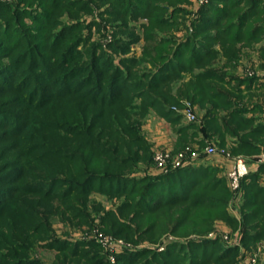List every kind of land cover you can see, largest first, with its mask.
I'll return each mask as SVG.
<instances>
[{
  "label": "trees",
  "instance_id": "obj_1",
  "mask_svg": "<svg viewBox=\"0 0 264 264\" xmlns=\"http://www.w3.org/2000/svg\"><path fill=\"white\" fill-rule=\"evenodd\" d=\"M18 1L24 6L0 0V17L12 14L0 18V220L8 223L5 231H26L0 235V264H39L27 257L50 230L51 214L42 205L54 199L62 202L55 211L64 221L91 225L95 212L110 236L155 243L167 233L206 234L216 219L235 227L237 219L227 207L231 198H241L240 244L264 239V164L250 167L235 196L226 174L201 164L213 156L192 158L187 152L179 165L174 162L186 148L202 147L206 140L224 147L227 136L233 139L232 152L264 151V114L255 123L247 115L259 105L242 100L264 88V76L234 73L246 69L239 66L243 47L261 37L263 24L254 21L264 17V0H209L184 38L177 36L182 25L177 6L189 0ZM93 3L106 4L101 14L120 21L111 19L116 35L127 33L109 44L112 52L97 42L87 48L90 35L81 32L79 19L50 30L60 23L57 14L91 13ZM170 5L175 6L171 11ZM25 14L31 25L13 22ZM139 17L148 22L137 35L127 19ZM140 39L142 52L133 54L131 45ZM177 81L181 89L173 92ZM181 95L203 114L174 128L173 149L158 167L141 125L153 111L175 126L183 115L174 110L183 106ZM198 131L205 138H197ZM92 193L115 200V207L91 202ZM211 239H178L163 251H126L116 254L115 263L236 261L238 242ZM45 243L70 264H108L100 242L50 238ZM85 244L95 249L94 256Z\"/></svg>",
  "mask_w": 264,
  "mask_h": 264
},
{
  "label": "rangeland",
  "instance_id": "obj_2",
  "mask_svg": "<svg viewBox=\"0 0 264 264\" xmlns=\"http://www.w3.org/2000/svg\"><path fill=\"white\" fill-rule=\"evenodd\" d=\"M7 1L8 3H11L13 6H24V4L20 3L18 0H3ZM209 0H189L186 3H182L178 5V9L182 10H177L178 15V20L182 22L181 25V31L179 30L177 32L178 38H184L185 34L189 30H191L192 26L190 24V21L192 19H195L196 16L199 15V9L201 6H203L205 3H207ZM36 4V3H35ZM36 6V5H33ZM108 8L107 5H101L99 3H93L92 7V12L87 13V12H81L80 14H67L65 11L63 14H57V17H59L60 23L54 27H50V30H54L57 28H62L64 23H70L73 21V19H79L80 22L83 23V28L81 29V32L84 35H90V39L87 43V48L91 47L92 43H99L101 44L102 48H104L107 52H112L111 47L109 44L114 41L115 38H118L117 36H126L125 33H119V35H116L115 31L111 27V15L109 14H101L104 9ZM175 6L170 5L169 10L171 11L174 9ZM12 14H2L1 19H5V16H9ZM183 15V17H182ZM180 16V17H179ZM183 18V19H182ZM0 19V20H1ZM95 20V23H92ZM115 21H118L117 19H113ZM13 22L18 24V25H31L32 21L28 17V15H22L21 18L19 19H13ZM120 22V21H118ZM148 20L145 17H139L136 19L129 18L127 19L128 23V28L134 27L135 32L137 35H139V31L142 28L143 23H147ZM256 24H263V30L261 33V37L258 41L254 42L251 46L252 47H243L242 54H241V59L239 61V66L246 67V69L242 70L239 68L236 72L237 75L243 77L245 73H248L249 75H259V76H264V55H262V50H264V17L254 21ZM187 24V25H186ZM185 26V27H184ZM185 29H184V28ZM188 27V28H186ZM25 29V28H24ZM58 29V30H59ZM31 30V29H28ZM56 31V30H54ZM142 36V34H140ZM145 44V41L143 39H140L138 43H134L131 45V50L133 54L139 55L142 52V47ZM30 45V44H29ZM35 46V45H33ZM132 53H130L132 55ZM86 58V57H85ZM233 73V74H234ZM235 74V75H236ZM244 87V85H242ZM181 89V81H177L172 85V91L177 92L180 91ZM25 92V90H24ZM14 94V93H13ZM250 95V94H249ZM245 96L242 100L243 102L247 104L255 103L258 104V109L252 110L250 113H248L247 116H253L255 118V123L259 122L260 117L263 116L264 113H261V110H264V88H260L256 90V92H253L251 96ZM16 96V95H14ZM5 99L10 100L11 96H6L4 97ZM180 100L183 104L182 107H177L174 106V110H180L182 113V110L189 105L190 109L194 112V115L196 117L195 120H199V118L202 116V110L198 108L197 105H194L189 101L185 96L181 95ZM252 105V104H251ZM250 106V105H249ZM50 108H54V110H57L58 112V107L53 106ZM45 109L46 113L49 109ZM194 120V121H195ZM186 116L182 115L180 122L177 123L175 126L171 124L168 120L165 118L161 117L155 112H151L142 122L141 125V132L144 135V137L147 139L148 143L151 145L152 149L154 150V155H153V161L155 162L156 166L158 167H164L166 164L168 158L165 159L162 165L158 164V161L155 159V154L157 152H168L172 151L173 149V143L176 138V134L174 131V128L179 126V124H185L187 122H190ZM44 133L43 130L40 131V134ZM197 138H205L202 132L198 131ZM235 139V138H234ZM232 137L227 136V141L228 143L224 147H219L213 139L206 140L205 144L202 147H198L197 145H194V148L188 147L184 150V155L183 157H179L176 159L175 166H177V162H181L182 160H185L184 157H186L187 152H191V155H198L203 156L204 155V150L207 146H214L218 150H225L227 153H229V156L231 157H242L245 161L247 162H252L254 159H257L260 155L264 154V151L260 153H246V152H232V145L234 144L232 141ZM263 148V147H261ZM196 149V151H194ZM193 151V152H192ZM170 156V154H169ZM220 161L213 162V157L205 158L201 160V164L203 166H208L212 165L218 168V173L221 176H225L226 174V169H227V163H224L223 166L222 163L224 160L222 158L216 157ZM220 163V164H219ZM227 176V175H226ZM264 176V173H263ZM261 184H264L262 182ZM90 200L92 201H99L103 204L104 207H115V200H109L105 198L104 195L99 194V193H92L89 195ZM242 199L238 198L235 200V197L231 198L229 203H228V213L230 216L233 218L237 219V224L236 226H230L226 220L223 219H216L213 223L212 229L208 231L206 234H202L197 236L196 234L193 235H188L187 237H177L174 235H171L169 233L164 234L158 242H151L149 240H141L138 241L139 243H135L133 241H126L124 238L121 237H114L110 236V234H107L103 232L102 230V225L100 224L98 220V215H95V212H92V216L88 223L90 222L91 225H86V224H78L80 222L77 221H64L60 218V214L56 213L55 207L57 209V206H62V202L59 200H51L47 202L46 204H43L42 207L47 210L51 215H49L48 219V225L50 226V230L48 234H44L41 237L43 238L42 241L40 239L38 243H36L33 248L30 251L29 256L27 258H30L31 261H39V264H60L62 261H65L66 264H70V261L68 258H65L63 254H59V251L55 250L54 245H48V244H43L44 242H47V239L59 241L61 240H71L73 242L81 241V243L84 244V242H90V241H97L100 246L103 248L101 250V255L105 256L106 260L108 261V264H116V254H120L122 252L126 251H136L140 248L143 247H150L153 249H156L158 251H163L164 246L168 244L171 241H176L178 239H183L182 242H187L188 239L194 238V237H207V238H220L221 242L227 243H237L240 244V235L242 231ZM91 205V203H90ZM43 208H40L41 210ZM58 208V209H59ZM8 223L1 221L0 220V235L6 234L9 236L10 233H19L23 234L21 232L22 228L18 227L15 231H9L5 229L7 228ZM18 226H21L20 224H17ZM11 227V226H10ZM25 228V227H24ZM24 232L26 229H23ZM22 230V231H23ZM228 235V239H227ZM21 236V235H19ZM106 240L107 242H105ZM212 240V239H211ZM181 241V240H179ZM42 242V243H41ZM43 244V245H42ZM237 244V245H238ZM84 248H87L86 250L89 249L90 253L94 256L96 253L95 249L89 248V245L85 244ZM65 253H69V250H65ZM100 253V251H99ZM174 264H180L182 261H175V259H171V261ZM82 263V262H81ZM71 264H74L71 262ZM86 264V263H84ZM227 264V262L223 263ZM228 264H264V239L259 240L255 244H249L247 246L240 244V249H239V254L237 256V259L234 263H228Z\"/></svg>",
  "mask_w": 264,
  "mask_h": 264
},
{
  "label": "built area",
  "instance_id": "obj_3",
  "mask_svg": "<svg viewBox=\"0 0 264 264\" xmlns=\"http://www.w3.org/2000/svg\"><path fill=\"white\" fill-rule=\"evenodd\" d=\"M182 114L186 116L189 120L194 121L196 119L194 112L190 109L189 105L182 110ZM206 156H213L214 158H222L223 163H227L226 175L228 179L229 186L235 196L240 194L241 182L244 177H246L250 172V167L258 164H264V154L260 155L253 162H247L242 157H231L229 153L225 150H218L214 146H207L204 150ZM169 157L168 152H157L155 154V159L158 161L159 165H162L166 158ZM192 158H197L198 155H192ZM180 163L177 162V165ZM228 239V235H227ZM107 242L106 240H104Z\"/></svg>",
  "mask_w": 264,
  "mask_h": 264
},
{
  "label": "crops",
  "instance_id": "obj_4",
  "mask_svg": "<svg viewBox=\"0 0 264 264\" xmlns=\"http://www.w3.org/2000/svg\"><path fill=\"white\" fill-rule=\"evenodd\" d=\"M216 161H220V159L218 160V159H213V162H216ZM220 164V163H219ZM224 165V163H222V165L221 166H223Z\"/></svg>",
  "mask_w": 264,
  "mask_h": 264
}]
</instances>
